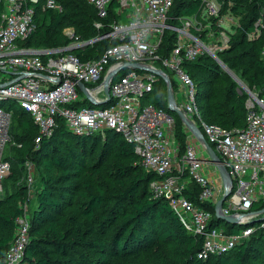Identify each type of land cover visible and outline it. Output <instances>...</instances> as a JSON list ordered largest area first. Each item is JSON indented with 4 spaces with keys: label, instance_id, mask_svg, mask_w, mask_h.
<instances>
[{
    "label": "built area",
    "instance_id": "built-area-1",
    "mask_svg": "<svg viewBox=\"0 0 264 264\" xmlns=\"http://www.w3.org/2000/svg\"><path fill=\"white\" fill-rule=\"evenodd\" d=\"M86 1L95 9L93 27L99 35L87 42L72 41L64 48L28 49L18 42L35 31L37 11L60 12L61 6L55 0H0V102L11 101L29 114L38 131L35 147L52 135L58 118L74 135L104 136L113 131L132 144L141 166L157 176L149 184L153 198L165 199L182 225L201 238L198 259L206 260L243 243L253 227L235 234L211 227L212 214L184 195L187 181L193 182L199 189L198 201L211 203L215 215L216 202L228 193L217 213L238 221L259 215L250 208L264 201V87L261 95L246 92L244 127L225 129L202 120L195 85L182 67L202 55L217 59L216 46L205 45L199 31L203 22L218 18V1L199 0L196 13L178 17L170 16L173 0ZM166 31L174 34V44L163 55L160 47ZM100 40L110 45L97 59L84 61L70 52L73 47L83 49ZM261 59L264 63V50ZM164 78L184 93L180 102L172 90L174 105L199 129L229 183L223 182L203 141L182 122L186 147L179 158L172 117L144 100L159 79L166 86ZM107 102L109 105L103 106ZM77 103L81 106L76 107ZM10 118V111L0 108V194L2 180L10 171L3 156L10 141ZM206 168L213 178L208 177ZM26 181L32 184L33 177L27 174ZM260 226L264 228V222ZM28 242L29 222L23 210L14 221V234L2 264H24Z\"/></svg>",
    "mask_w": 264,
    "mask_h": 264
},
{
    "label": "trees",
    "instance_id": "trees-1",
    "mask_svg": "<svg viewBox=\"0 0 264 264\" xmlns=\"http://www.w3.org/2000/svg\"><path fill=\"white\" fill-rule=\"evenodd\" d=\"M217 1L230 4V11L241 22L230 36L229 50L218 56L230 69L240 67L243 76L261 95L264 0ZM55 2L61 6V11L38 10L34 18L35 31L18 42L20 47L64 48L72 41L87 42L99 35L93 27L97 19L95 9L86 0ZM199 7V0H173L170 16H190ZM64 29L72 30L70 38L63 33ZM252 33L258 34V38L249 41ZM173 44L174 34L166 31L160 53L166 55ZM109 45L107 40H100L70 52L84 61L97 59ZM182 67L195 85V100L205 123L225 129L244 127L246 95L235 91L236 83L216 61L202 55L184 62ZM171 82L174 91L176 85ZM151 94V103L172 117L179 156L184 155L186 132L178 116L167 106L166 86L162 80L154 84ZM4 102L9 111L12 109L11 119L20 130L9 135L15 144H20L15 147L16 164L22 166L26 160H33L38 168L39 188L29 223L24 264H112L113 261L121 264H251L250 254L257 251L258 246L264 250V228L260 226L264 222V213H260L264 201L252 204L250 212H259V215L243 225L226 223L214 215L211 203L198 201L197 185L187 181L184 195L212 214L211 227L221 226L227 234L254 227L250 236L233 249L206 260L198 259L201 238L182 225L165 199L153 198L149 184L157 176L141 166L132 144L113 131H106L104 136L74 135L58 118L52 135L35 147L38 131L29 114L11 101L0 104ZM108 105L109 102L103 104ZM97 145L99 150L94 154ZM4 159L9 162L5 156ZM16 172L11 168L6 177L8 181L16 179ZM25 195L26 187L16 186L0 196V264L14 234V221L23 214L18 204ZM262 257L264 259V251Z\"/></svg>",
    "mask_w": 264,
    "mask_h": 264
},
{
    "label": "rangeland",
    "instance_id": "rangeland-1",
    "mask_svg": "<svg viewBox=\"0 0 264 264\" xmlns=\"http://www.w3.org/2000/svg\"><path fill=\"white\" fill-rule=\"evenodd\" d=\"M219 3V15L217 19H211L208 22H203L202 24V29L200 32L201 36V41L205 45H214L216 46V51H215V57L217 58L216 60L212 58L216 63L219 65V67L222 69V71L228 76L229 79H231L233 82L236 83V90L239 94H245L247 91H252L255 93H258V90L254 89L249 83V80L246 78V76H243L242 70L240 67L230 69L227 67L225 63H223L220 60L219 54L223 53L224 51H228L230 48V36L235 32V29L241 25L239 17H236L235 15L232 14L230 11V4L227 3ZM263 24L262 22H260ZM72 33V30L66 29L64 30V34L68 37ZM258 38V34H250L248 39L249 41H253L254 39ZM220 50V51H219ZM175 96L178 101H183L184 100V93L175 88L174 89ZM144 100H147L148 102H151L152 100V94H149L145 97ZM7 102H4L3 104H0V108L6 109ZM15 106V104L13 103ZM12 112V109H10V113ZM8 133L9 135L15 134V133H20L19 128L16 126V123L14 122L13 119L8 120ZM15 142L13 139L10 137V141L6 145L4 149L3 156H5L9 162H11V168H14L17 172L15 174L16 179L14 181H8L6 178L10 173H11V168L9 173L6 175V177L2 181V190H1V195L4 194V192L9 191L13 189L16 186H24L26 187V195L23 197L22 203H19L18 205L24 210L27 216V220L30 223L31 221V213L33 209L35 208V197L36 193L38 192L39 188V183L37 179L38 175V168L37 164L33 160H26L22 166H19L16 164V157L17 152L15 150ZM99 150V145H97L94 148V154ZM183 155H180L179 158H181ZM30 174L33 177V182L32 184L28 185L26 181V175ZM13 183V184H12ZM69 198V196H68ZM248 219L243 220V221H238L235 224H241L243 225L246 223ZM30 227V226H29ZM252 227V226H249ZM219 228H222L221 226ZM254 228V227H253ZM262 247L258 246L257 251H253L250 256H249V262L251 264H264V259L262 257L263 253ZM112 264H121L117 261H113Z\"/></svg>",
    "mask_w": 264,
    "mask_h": 264
},
{
    "label": "water",
    "instance_id": "water-1",
    "mask_svg": "<svg viewBox=\"0 0 264 264\" xmlns=\"http://www.w3.org/2000/svg\"><path fill=\"white\" fill-rule=\"evenodd\" d=\"M77 47H73L70 50L76 49ZM127 68L131 69V68H137L135 65H126ZM157 75H159V72H156ZM112 75L107 76L106 81H108L111 78ZM164 81L166 82V97H167V106L168 108L174 112L180 119V121L187 127L189 128V130L194 133L197 137H199L206 148V151L208 153L209 159L215 163V166L223 180L224 183H229V179L226 177L224 171L222 170V168L218 165V160L215 156L214 151L212 150V148L206 143V141L204 140L202 134L200 133L199 129L197 127H195L194 125H192L184 116V114L175 107L174 105V99H173V93H172V84L171 81L168 78H164ZM79 87L81 89H83V85L81 83H79ZM105 93L107 94V90H105ZM95 104V103H93ZM228 196V193H225L215 204V215L217 218H219L220 220H222L223 222L226 223H230V224H235L238 222V218L237 217H233V216H222L220 214L217 213L218 208H220L222 206V203L224 202L225 198ZM260 213H264V209L260 211Z\"/></svg>",
    "mask_w": 264,
    "mask_h": 264
},
{
    "label": "crops",
    "instance_id": "crops-1",
    "mask_svg": "<svg viewBox=\"0 0 264 264\" xmlns=\"http://www.w3.org/2000/svg\"><path fill=\"white\" fill-rule=\"evenodd\" d=\"M206 171H207V173H208V177H209L210 179L213 178L212 173H210V170H209L208 168H206Z\"/></svg>",
    "mask_w": 264,
    "mask_h": 264
}]
</instances>
